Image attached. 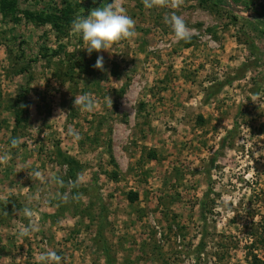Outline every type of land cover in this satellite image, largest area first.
Segmentation results:
<instances>
[{"label":"rangeland","instance_id":"rangeland-1","mask_svg":"<svg viewBox=\"0 0 264 264\" xmlns=\"http://www.w3.org/2000/svg\"><path fill=\"white\" fill-rule=\"evenodd\" d=\"M110 2L16 0L17 24L0 12V154L11 155L0 165V195L11 193L0 203V264H38L45 250L62 264H245L250 250L264 259V0H185L189 43L164 22L172 10L121 0L137 36L89 55L71 22ZM22 11L71 21L35 25ZM98 56L106 71L93 67ZM86 93L90 113L74 107ZM72 182L79 199L61 202ZM29 196L39 230L20 240Z\"/></svg>","mask_w":264,"mask_h":264},{"label":"clouds","instance_id":"clouds-1","mask_svg":"<svg viewBox=\"0 0 264 264\" xmlns=\"http://www.w3.org/2000/svg\"><path fill=\"white\" fill-rule=\"evenodd\" d=\"M146 9H170L169 15L164 17V22L170 27L174 38L177 42H191L195 29L188 27L186 20L177 12L185 5V0H141ZM84 9H80L79 13L71 22L72 33L79 37L87 53L91 55L93 52L100 53L102 51L109 52L115 46H119L122 42L132 40L137 36L135 28V20L128 15L127 9L121 3V0H111L110 3H103L100 7L90 10L87 16L83 15ZM93 67L100 71H106L104 68L103 56H98ZM255 102V101H254ZM112 107V101L109 99ZM25 107V105H21ZM74 107L82 112H93L96 107V101L90 93L75 98ZM67 135L73 140L82 139L80 133L75 128H69ZM21 139L19 137H10V148H19ZM11 160L10 152L6 151L0 154V165L8 166ZM33 181L45 178L39 171L28 172ZM53 182L60 188H65V182L62 177L56 176L52 178ZM78 182H72L68 187V191L58 193V199L67 203L69 200H78L79 196L73 194L72 189L78 188ZM11 193L0 195V203L5 206L8 203ZM33 197L29 196L25 206L19 211L29 222L21 225L16 233L17 239L31 238L32 235L39 230L38 224L33 219L34 212L32 204ZM3 214L7 215V211L3 210ZM38 264H62L63 257L58 255L55 250H45L37 256Z\"/></svg>","mask_w":264,"mask_h":264},{"label":"trees","instance_id":"trees-1","mask_svg":"<svg viewBox=\"0 0 264 264\" xmlns=\"http://www.w3.org/2000/svg\"><path fill=\"white\" fill-rule=\"evenodd\" d=\"M17 8H16V0H0V12L2 14V17L5 19H8L9 21H11L12 23H15L17 24L20 20L15 17L16 13H17ZM22 16L24 17L25 20H28V21H32V23H34L35 25H41L42 23L46 22V21H50L53 25V27H57L58 29V22H66L67 23V26L69 25L68 23L71 21L69 19V15L67 13V11L65 13H63L61 15V18L57 17L56 15H41V14H37V13H32V12H29V11H22ZM53 55H57V52H53L52 53ZM68 58L70 59H75L73 56H69ZM72 64H70V66H68V69L69 71H72V69H74L75 67H78L79 65L76 64L75 62H71ZM81 68V66H80ZM30 70L28 68H24V69H20L19 70V73L20 74H27L29 77L30 74H29ZM29 79L31 78H28V81ZM69 80V79H68ZM28 92V91H27ZM27 92H24L23 94H26ZM23 97V96H21ZM24 112V110H22V112L20 114H22ZM16 126H18V124L21 122V120L19 119H16ZM68 161V162H67ZM67 163H71L69 161V159L66 160ZM70 177H72L73 175V172L71 173V170H70ZM128 199H129V202L130 203H133L137 200V194L135 193H128L127 195ZM231 241V239H230ZM201 246H202V241L198 244V247H197V252H199L201 254ZM254 244L253 242L250 244V246H247V250H250L252 248H254ZM251 252H249L247 254V259H246V262L245 264H264V259L263 258H260L258 256H256V254L253 253V250H250Z\"/></svg>","mask_w":264,"mask_h":264}]
</instances>
